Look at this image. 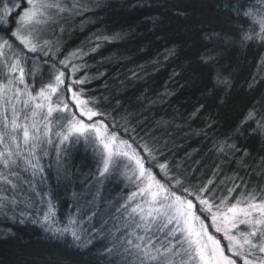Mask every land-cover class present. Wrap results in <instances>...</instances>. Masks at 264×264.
<instances>
[{"label": "trees", "instance_id": "trees-1", "mask_svg": "<svg viewBox=\"0 0 264 264\" xmlns=\"http://www.w3.org/2000/svg\"><path fill=\"white\" fill-rule=\"evenodd\" d=\"M15 3L24 6L26 0H10L9 6ZM78 3L79 13L56 25L48 39L59 42V59L76 49L88 53L76 59L86 65L77 78L89 77L84 87L101 110L115 116L119 124L127 116L130 126L136 127L134 135L163 146L164 159L179 165L191 183L213 179L223 191L233 186L229 178L238 177L250 186L263 185L264 130L245 118L252 109L257 120L264 117V42L258 38L241 42L252 24L237 12L249 7L264 11V0ZM19 9H14L13 18ZM169 49L175 54H169ZM206 57L211 59L205 62ZM217 72L231 81L230 89L215 84ZM225 141L239 151H218ZM68 157L60 169L46 160L34 191L22 184L17 196L21 202L11 211H0V264H115L104 255L106 242L99 237L86 248L76 247L69 234L56 238L32 222L38 218L36 209L46 211L51 197L55 227H64L71 216L82 220L85 229H99L114 213L111 205L118 207L117 201L122 203L134 190L119 178L97 182L95 158L84 149ZM22 180L28 178L23 175ZM25 198L34 207H26ZM41 198L45 203H40Z\"/></svg>", "mask_w": 264, "mask_h": 264}, {"label": "snow or ice", "instance_id": "snow-or-ice-1", "mask_svg": "<svg viewBox=\"0 0 264 264\" xmlns=\"http://www.w3.org/2000/svg\"><path fill=\"white\" fill-rule=\"evenodd\" d=\"M9 3L0 0V31L5 33L0 35V211H11L21 202L17 196L22 184L34 191L21 172L30 171L33 179L42 175L41 158L49 154V147L55 148L59 161L75 146L95 158L97 182L119 178L134 190L122 203L117 201L118 207L111 205L115 211L99 229L90 230L71 216L64 227H55L49 197L47 210L37 208L38 218L32 222L56 238L69 234L76 247L86 248L99 237L106 242L104 255L115 264H264V186H250L238 177L229 178L233 186L223 191L213 179L191 183L179 165L164 159L163 146L134 135L136 127L130 126L127 116L119 124L101 110L84 87L89 77L74 78L86 67L74 61L88 53L76 49L59 59V42L45 38L49 28L79 13L78 0H26V7L15 3L16 8L23 7L15 18ZM241 14L252 24L241 42L257 38L264 42V11L249 7L237 12ZM168 51L175 54L174 49ZM215 84L231 87L220 72ZM257 115L252 109L245 121L255 120L257 129L264 130V117L257 120ZM225 148L239 151L226 141L218 151ZM24 202L34 207L27 198ZM40 203H45L43 198Z\"/></svg>", "mask_w": 264, "mask_h": 264}, {"label": "rangeland", "instance_id": "rangeland-1", "mask_svg": "<svg viewBox=\"0 0 264 264\" xmlns=\"http://www.w3.org/2000/svg\"><path fill=\"white\" fill-rule=\"evenodd\" d=\"M13 6H14V5H13ZM26 6H27V4L24 5V7H26ZM11 8H12L13 11H14V9H15L16 7L14 6V7H11ZM22 11H23V8H22V9L20 8L18 13H20V12H22ZM54 27H55V26H53V27H51V28L48 29V31H47V33H46V35H45V38H46V39H48L49 37L52 36V34L54 33ZM0 35H1V34H0ZM49 40H52V41L55 42V39H49ZM74 62L77 63V64H80L79 60H75ZM78 73H79V72H77V73L75 74L74 78H77V77H78ZM77 87H79V86H77ZM53 139L55 140V137H53ZM80 149H83V148H77V147H75V146H72V147H71V150L65 154V157L62 158V159H60V160L58 161L57 153H56V151H55V148H54V147H49V149H48V153H49V154H48L47 156H42V158H41V164L43 165L44 162H45L46 160H52V161H53L52 164H55V167H56L57 169H60V168L63 166L64 159H68V158H69V157H68V154L71 155V156H74V155L76 154L77 150H80ZM43 166H44V165H43ZM23 175H25L26 178H28L27 181H31V184H32V185L34 184V181H36V179L39 177L38 175H36V177L33 179L32 176H31V172H30V171H29V172H21V177H22ZM261 186H264V182H263V185H261ZM237 194H238V193H237ZM212 231H214V230L212 229ZM210 232H211V231H210Z\"/></svg>", "mask_w": 264, "mask_h": 264}]
</instances>
